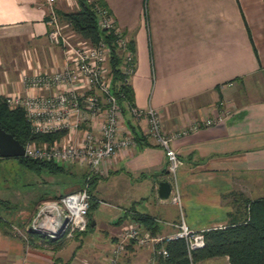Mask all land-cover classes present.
Here are the masks:
<instances>
[{"label":"crops","instance_id":"crops-1","mask_svg":"<svg viewBox=\"0 0 264 264\" xmlns=\"http://www.w3.org/2000/svg\"><path fill=\"white\" fill-rule=\"evenodd\" d=\"M103 2L134 42L136 69L129 82L135 106L157 108L167 133L197 118L228 115L221 123L173 140L183 159L178 170L179 205L159 196V183L171 180L165 152L144 133L126 105L122 130L135 137L136 145L120 148L102 162L94 189L100 202L92 208L105 210L96 213L91 208L89 215L91 226L104 230L106 241L100 246L108 256L94 253L82 264H107L118 235L138 215L155 221L157 235L173 233L175 227L169 223L182 215L191 228L207 230L244 215V207L234 204V192L252 200L264 197V0ZM55 8L75 11L80 6L78 0H58ZM48 19L47 0H0L1 96L53 92L28 87L23 80L24 74L66 66L64 49L48 37ZM81 134L82 129L61 140L71 136L77 140ZM101 180L107 185L103 187ZM72 239L49 243L30 235L26 242L0 229V264H76L75 250L63 256ZM152 256V246L130 241L121 264H147ZM197 264L230 261L217 256Z\"/></svg>","mask_w":264,"mask_h":264},{"label":"built area","instance_id":"built-area-1","mask_svg":"<svg viewBox=\"0 0 264 264\" xmlns=\"http://www.w3.org/2000/svg\"><path fill=\"white\" fill-rule=\"evenodd\" d=\"M57 1L47 0L50 25L48 37L52 43L61 45L64 49L67 55L66 66L55 71H37L23 76L28 87L37 90L50 89L53 92L48 95L12 94L4 98L9 107L24 109L35 133L67 130L66 135H70L82 129L77 140L71 136L62 140L28 142L24 145V157L64 164H88L90 174L81 188L58 198L42 200L38 204L24 231H19L26 242L29 241L30 232L40 233L51 239L70 240L87 231L93 199L89 183L91 175H98L102 162L115 156L118 149L136 145L135 137L122 130L125 129L122 126L124 110L112 90L109 45L103 41L92 45L85 39L72 42L71 37L65 33L67 25L63 24L55 8ZM89 1L95 4L99 26L114 31L117 35L116 43L125 62H132L134 54L129 47V38L118 27L109 8L94 0ZM123 71L132 74L133 66H123ZM128 108L134 120L144 129V133L164 150L172 185L170 198L173 203L180 205L182 196L178 184V170L183 165V159L173 147V140L201 127L223 122L228 112L194 119L175 132L167 133L163 128L161 112L154 106L142 109L128 105ZM85 121L88 122L87 127L83 125ZM169 224L175 230L165 236L153 234L140 221L124 227L117 237L107 264H121L130 241L140 246H152L153 256L147 264H161L169 256L165 242L171 239H183L190 264H197L194 261V252L205 246V230L191 228L183 215L179 221Z\"/></svg>","mask_w":264,"mask_h":264},{"label":"trees","instance_id":"trees-1","mask_svg":"<svg viewBox=\"0 0 264 264\" xmlns=\"http://www.w3.org/2000/svg\"><path fill=\"white\" fill-rule=\"evenodd\" d=\"M102 6L107 7L103 0H94ZM80 8L75 11H58L64 24H67L82 39L89 41L92 45H98L102 41L110 47L109 68L112 76V90L123 106L124 115L127 112L126 105H134V91L129 78L131 74L123 71V66L136 67V58L126 63L117 43V35L114 31L101 28L98 24V15L94 2L89 0H78ZM124 33V32H123ZM125 35V33H124ZM129 47L134 51V42L129 39ZM132 72V73H133ZM0 123L4 130L11 133L22 144L26 145L31 141H54L61 139L67 134V130H58L51 133H35L30 122L26 118L22 107L11 108L6 103L5 98L0 95ZM133 129L136 127L131 124ZM19 162L28 169L40 172L47 170L50 173H68L64 163L56 161H39L27 157H19ZM89 170L82 176L80 188L85 184ZM100 176L97 174L90 177V191L93 194L91 208L99 201L94 195V189ZM73 188L72 191L79 189ZM66 193H62L63 195ZM60 195L56 196L59 197ZM234 204L239 209H245L241 218L232 221L224 227L210 228L204 231L206 244L204 247L194 252V261L217 257L228 256L230 264H264V197L252 200L243 193L234 192ZM11 204L7 200L0 199V229L5 233L12 232V222L3 213V209H8ZM136 220L142 222L153 234L157 232L155 221L148 215H138ZM92 224L90 219L89 227ZM30 235H37L45 241L51 243L57 239H51L43 234L30 232ZM165 247L169 251L166 260L161 264H190L187 256L186 242L183 239H171L165 242Z\"/></svg>","mask_w":264,"mask_h":264},{"label":"rangeland","instance_id":"rangeland-1","mask_svg":"<svg viewBox=\"0 0 264 264\" xmlns=\"http://www.w3.org/2000/svg\"><path fill=\"white\" fill-rule=\"evenodd\" d=\"M65 33L71 37L74 43L82 40L69 26L65 27ZM65 166L68 173L54 174L47 170L37 172L21 164L18 158L0 157V199L7 200L11 204L10 208L3 209V213L12 222V232L21 239L23 238L19 231H24L38 204L42 200L58 198L56 196L71 192L73 188L79 187L83 174L89 170L88 164L73 163ZM100 182L103 187L107 185L103 180ZM104 210L105 206H100L99 209L92 208V211L96 213H101ZM105 241L104 230L90 226L80 238H73L69 242L63 256L69 257L75 250L77 252L76 264L90 262L94 253L102 252L105 259L108 255L105 249L103 251V245L100 246V243ZM83 259L86 260L83 261Z\"/></svg>","mask_w":264,"mask_h":264},{"label":"water","instance_id":"water-1","mask_svg":"<svg viewBox=\"0 0 264 264\" xmlns=\"http://www.w3.org/2000/svg\"><path fill=\"white\" fill-rule=\"evenodd\" d=\"M25 146L11 133L3 129L0 123V156L3 158L24 157ZM172 191L170 180L166 179L159 183L158 193L162 199H168ZM94 224V221L92 222Z\"/></svg>","mask_w":264,"mask_h":264}]
</instances>
